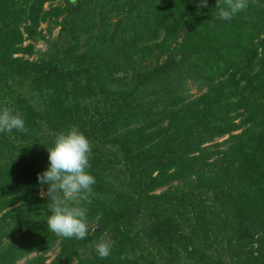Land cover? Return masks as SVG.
<instances>
[{"label": "trees", "instance_id": "1", "mask_svg": "<svg viewBox=\"0 0 264 264\" xmlns=\"http://www.w3.org/2000/svg\"><path fill=\"white\" fill-rule=\"evenodd\" d=\"M55 1L0 0V108L26 128L0 133V264L36 253L24 264H46L54 246L48 264H141L135 221L170 255L225 264L210 253L219 239L238 264H264V0L227 21L216 7L225 0L44 9ZM41 24L61 39L34 59L23 44L44 39ZM190 80L204 93L179 94ZM73 126L96 181L83 204L95 229L83 240L48 231L36 180L54 134ZM101 240L106 258L94 250Z\"/></svg>", "mask_w": 264, "mask_h": 264}, {"label": "clouds", "instance_id": "2", "mask_svg": "<svg viewBox=\"0 0 264 264\" xmlns=\"http://www.w3.org/2000/svg\"><path fill=\"white\" fill-rule=\"evenodd\" d=\"M203 6L206 0H201ZM217 7V16L229 20L246 9V0H225L224 6ZM26 131L25 122L19 114L10 109L0 108V133ZM90 143L87 137L75 126L54 134L52 145L46 149V168L37 174V183L45 187L47 196L46 226L51 233L64 238L83 240L86 238L87 218L85 203H90L89 196L95 177L89 168ZM99 258L110 254L111 243L105 240L94 245Z\"/></svg>", "mask_w": 264, "mask_h": 264}, {"label": "rangeland", "instance_id": "3", "mask_svg": "<svg viewBox=\"0 0 264 264\" xmlns=\"http://www.w3.org/2000/svg\"><path fill=\"white\" fill-rule=\"evenodd\" d=\"M58 6H63V0H56L53 3L46 4L44 6V9L47 10L50 7H58ZM57 22L59 23V21ZM48 28L50 29L48 30ZM39 30L42 33V37H44L43 40L39 39L35 42H25L23 44V46L33 45L32 58L34 59L44 58L49 52H51V49H54V46H57V44L60 43V39H61L60 38L61 29L59 26L55 24L51 25L50 27L46 24H41L40 27L38 28V31ZM174 79H176V75H174ZM176 83L178 82L176 81ZM175 88L176 90H178L179 94H180L179 91H182L184 93L183 95H187L190 98L198 97L200 94L204 93L205 91L203 88L201 90H198L199 89L198 85L193 80H190L183 84L178 83ZM222 141L223 140H219L218 142L220 143ZM40 194H42V192H40ZM133 225L135 226L133 228V234L135 233V231L138 232L135 234L136 236L135 241L136 243H138L136 257H138V260L141 264H145L147 262L150 264H203V263H199L198 261L190 260L182 252L174 251L172 255L168 254L167 251L158 248V246L149 239L148 234H149L150 225H144L142 227V224L138 221H135ZM87 229L89 232H92L95 229V222L87 225ZM214 243L216 244V246L214 245ZM224 248H225L224 245L223 244L221 245L219 243V239L214 240L213 246L210 249V253L219 256L221 260L225 262V264H238L239 262H236L234 258L229 257L230 255L228 254V252L224 251ZM57 252H58V247L54 246L53 249L42 255V257L45 259L46 264L50 263L55 258ZM40 255L41 254L39 253L32 254L19 261L17 264H24L25 261L39 257Z\"/></svg>", "mask_w": 264, "mask_h": 264}]
</instances>
